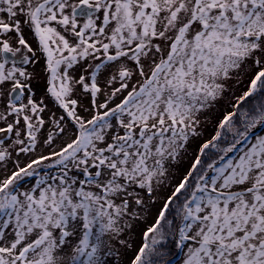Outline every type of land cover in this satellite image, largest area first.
I'll list each match as a JSON object with an SVG mask.
<instances>
[{
	"label": "snow or ice",
	"instance_id": "obj_1",
	"mask_svg": "<svg viewBox=\"0 0 264 264\" xmlns=\"http://www.w3.org/2000/svg\"><path fill=\"white\" fill-rule=\"evenodd\" d=\"M0 264H264V0H0Z\"/></svg>",
	"mask_w": 264,
	"mask_h": 264
},
{
	"label": "rangeland",
	"instance_id": "obj_2",
	"mask_svg": "<svg viewBox=\"0 0 264 264\" xmlns=\"http://www.w3.org/2000/svg\"><path fill=\"white\" fill-rule=\"evenodd\" d=\"M37 87L39 88V85H37ZM239 94H240V91H239V89H237L236 95H239ZM225 110H230L229 101L227 99H225L224 101H221V104H220L218 111L213 113V115L208 120L206 125L201 129L202 135L193 140V142L190 144V146L187 149V153L184 155L182 160L176 165V173L175 174H176L177 179H179L184 174V172L188 169V167L190 166L191 162L193 161V159H194V157L198 151L200 144L211 139V137L215 134L216 121L220 118L221 114ZM169 191H170V188L162 191L160 193L161 198H163V196L167 195ZM161 204H162V199L160 202H158V204L156 206L157 209L160 207ZM139 235H140L139 232H137L136 239L134 241V247L137 246L139 243ZM129 256H131V252L127 253L123 257V259L126 261Z\"/></svg>",
	"mask_w": 264,
	"mask_h": 264
},
{
	"label": "trees",
	"instance_id": "obj_3",
	"mask_svg": "<svg viewBox=\"0 0 264 264\" xmlns=\"http://www.w3.org/2000/svg\"><path fill=\"white\" fill-rule=\"evenodd\" d=\"M204 159H207V156H205Z\"/></svg>",
	"mask_w": 264,
	"mask_h": 264
}]
</instances>
